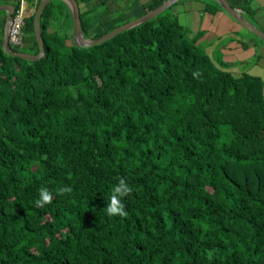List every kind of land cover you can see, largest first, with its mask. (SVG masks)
<instances>
[{
	"label": "trees",
	"instance_id": "16d2710c",
	"mask_svg": "<svg viewBox=\"0 0 264 264\" xmlns=\"http://www.w3.org/2000/svg\"><path fill=\"white\" fill-rule=\"evenodd\" d=\"M76 1L89 39L137 18ZM56 3L33 62L3 51L0 12V264H264V82L217 67L170 8L60 49ZM33 16L14 52L39 53Z\"/></svg>",
	"mask_w": 264,
	"mask_h": 264
},
{
	"label": "crops",
	"instance_id": "0c3cea01",
	"mask_svg": "<svg viewBox=\"0 0 264 264\" xmlns=\"http://www.w3.org/2000/svg\"><path fill=\"white\" fill-rule=\"evenodd\" d=\"M150 1L151 0L132 1L135 5L130 12L126 7L128 5V0H118V5L119 8L125 10L127 15L133 13V15L138 18L143 15V5L146 3L148 4ZM227 1L233 8L240 10L242 15L249 22L264 32V0ZM212 3V0H180L169 7V13L187 30L188 35L190 36L188 39L194 41L196 45L210 57L217 67L227 70L235 76L248 74L257 77L264 82V42L241 25L237 24L222 10H216ZM244 3L248 5L247 10L251 12L250 15L245 14L244 10L246 11V9L241 6ZM34 4H36L35 0H33L31 4H28L26 0H23V6L26 9L28 16L26 17L25 22L31 15H34L37 9L33 7ZM208 5H211L214 8V11H206L205 8ZM60 7H65V4L61 3L56 8L62 12ZM66 7L68 10L69 8L67 5ZM66 14H68L69 17V10ZM66 14L63 13L62 18L65 17ZM214 20H216L217 26L212 29L211 26L214 24ZM203 22L205 24L208 22L210 26L203 27ZM221 24L228 27V30L218 34L212 41L206 40L205 37L214 31H218ZM66 43L70 45L72 44V40L67 39ZM22 46H24V48L29 47L26 43H23ZM258 68H260V72L257 73L254 69Z\"/></svg>",
	"mask_w": 264,
	"mask_h": 264
},
{
	"label": "water",
	"instance_id": "95a60500",
	"mask_svg": "<svg viewBox=\"0 0 264 264\" xmlns=\"http://www.w3.org/2000/svg\"><path fill=\"white\" fill-rule=\"evenodd\" d=\"M53 0H40L39 5L37 6V9L34 13L33 17V30H34V36L37 42V45L39 47V53L36 55L33 54H27L22 52H14L8 43V33L10 24L12 21V15L15 12V8L11 4H4L0 5V11H3L5 13L4 16V25H3V37H2V49L3 51L13 57L20 58L25 61H37L41 59L45 54V48L44 43L42 40V30L40 25V15L43 11V9L47 6L48 3H50ZM66 3L68 6L71 16H72V35L71 40L72 44L79 48H89L92 46H96L99 44H102L116 35L125 32L129 29H132L134 27H137L149 20H152L153 18L157 17L159 14L167 10L170 6H172L174 3L180 1V0H166L164 3H162L160 6L154 8L151 11H148L146 14L133 19L127 23H124L114 29H112L110 32L105 33L99 38L96 39H89L86 38L82 31V25L79 15V5L76 0H61ZM222 9V11L228 15L232 20H234L237 24L241 25L243 28H245L247 31L252 33L254 36H256L258 39H260L262 42H264V32L259 30L256 26H254L251 22H249L243 15L242 12L238 9L233 8L227 0H214ZM262 96L264 100V84L262 86Z\"/></svg>",
	"mask_w": 264,
	"mask_h": 264
},
{
	"label": "built area",
	"instance_id": "2783aa9c",
	"mask_svg": "<svg viewBox=\"0 0 264 264\" xmlns=\"http://www.w3.org/2000/svg\"><path fill=\"white\" fill-rule=\"evenodd\" d=\"M27 16L26 9L23 6V0L18 10L12 15V21L8 33V43L10 48H19L24 43L23 28Z\"/></svg>",
	"mask_w": 264,
	"mask_h": 264
},
{
	"label": "rangeland",
	"instance_id": "374dc122",
	"mask_svg": "<svg viewBox=\"0 0 264 264\" xmlns=\"http://www.w3.org/2000/svg\"><path fill=\"white\" fill-rule=\"evenodd\" d=\"M56 1V0H55ZM61 3H64L65 4V7H60L61 8V10H62V13H64V14H66V12H68V10H67V7H66V3L65 2H63V1H61V0H59ZM132 1H135V0H128V5H130V3H132ZM61 3H56V4H54V7H52V9L55 11V10H57L56 8H57V4L58 5H60ZM5 3H1L0 5H4ZM80 7H82V6H80ZM246 7L248 8V5L246 4ZM64 8H66V9H64ZM0 12H2V11H0ZM117 12V11H116ZM169 12H170V10H169ZM70 15V14H69ZM60 16H61V14H60ZM64 19H65V25H67V26H69V22H70V24H71V21H70V17H68V14H66L65 15V17H63ZM209 18H212V17H209ZM181 22V21H180ZM182 23V22H181ZM208 25H209V23L207 22V24H205L204 22H203V27H208ZM106 26H108V25H106ZM210 26V25H209ZM215 26H217V23H216V20H214V24L211 26V28L212 29H214V28H216ZM228 30V27H226V26H224V25H222L221 24V27L218 29V31H214L213 33H210V34H208L206 37H205V39L206 40H208V41H212L218 34H220V33H222V32H224V31H227ZM187 30H185L184 29V33H186V37L187 38H190V36L188 35V32H186ZM54 32H56V33H58V34H63L62 33V30H60V29H54ZM62 36L63 35H59V36H57L55 39H57L58 41H59V43L57 44V46L60 48V49H64V50H66L63 46H62V44L64 43L65 44V47L68 45L67 43H66V41L62 38ZM51 41H54L53 39L51 40ZM201 46H203V45H201ZM63 47V48H62ZM19 49H24V46H21ZM29 62H33V61H29ZM254 71L255 72H260V68H258V69H254ZM254 71H253V73H254Z\"/></svg>",
	"mask_w": 264,
	"mask_h": 264
}]
</instances>
